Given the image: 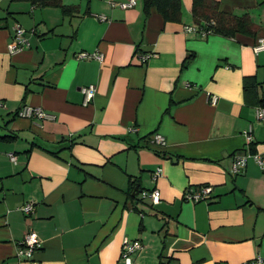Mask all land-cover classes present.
<instances>
[{
  "label": "crops",
  "instance_id": "1",
  "mask_svg": "<svg viewBox=\"0 0 264 264\" xmlns=\"http://www.w3.org/2000/svg\"><path fill=\"white\" fill-rule=\"evenodd\" d=\"M113 1L62 0L74 6L64 13L0 0V135H15L0 139V264H29L17 255L28 231L40 241L39 264H121L124 239L142 245L136 264L264 255V164L249 157L242 174L228 172L248 127L249 148L264 160V120L256 119L264 49H253L264 37V0H217L255 25L254 35L233 36L187 32L197 25L192 0H181V21L142 0L125 9L118 3L127 0ZM15 23L28 45L10 53ZM245 78L255 97H245ZM23 106L52 117L18 116ZM153 133L165 144L149 142ZM202 185L212 188L208 199H185ZM154 188L156 204L141 197Z\"/></svg>",
  "mask_w": 264,
  "mask_h": 264
},
{
  "label": "built area",
  "instance_id": "2",
  "mask_svg": "<svg viewBox=\"0 0 264 264\" xmlns=\"http://www.w3.org/2000/svg\"><path fill=\"white\" fill-rule=\"evenodd\" d=\"M110 4L114 5L116 4L113 0H110ZM136 4V0H127L124 2H119L118 6L125 9L131 6H134ZM99 19L104 20V16H99ZM185 30L187 32H193L196 34H199L200 36H207L210 34V32H206L200 28H197V26H186ZM26 30L18 23H15L13 26V35L11 38V41L8 44V51L10 53H13L19 49H21L23 46L28 45L27 39L25 37ZM254 51H259L264 49V37H257L255 40V43L253 45ZM153 54H147L144 55L143 60L149 58ZM78 57L86 58V57H94L97 59H101L102 55L98 53H92L88 54L86 52L78 53ZM82 92L85 95L86 101L90 100L95 92V87L93 85L83 87ZM210 101L212 103H215L216 97L211 96ZM4 107V104L0 101V109ZM17 115L21 117H27V118H50L52 117L50 114L46 113L39 107H31V106H23L17 111ZM256 119L257 120H264V104L259 105L256 109ZM244 137V144L245 149L244 152L238 155H234L231 159V163L228 167V172L233 175L237 176L244 172L247 164V160L249 157H253V159L262 166L264 164V160L258 153L251 152L249 145L252 142V135H251V128L248 127L245 129L242 133ZM149 142L151 143H157L164 145L165 140L164 137L159 133H153L148 138ZM10 159L13 160L14 156L12 153L8 154ZM160 174V169L156 168L153 172V177L156 178ZM211 186L208 185H202L198 187L196 190L188 191L184 197L187 200H191L193 202H198L202 200H206L209 198L210 192H211ZM142 198H149L153 204H156L160 200L159 191L154 188L149 191H143L141 193ZM22 212L24 214H28L32 210V204L26 203L21 208ZM40 241L37 238V235L34 231H28L25 233L22 241L20 242V246L17 251V255L20 257H24L26 260H28L29 264H39L37 260L34 259V253L40 248ZM142 248L141 243L138 240H128L124 239L121 245V251H120V261L121 264H136L132 258L133 253H135L136 250ZM242 264H264V255H257L256 257L243 262Z\"/></svg>",
  "mask_w": 264,
  "mask_h": 264
},
{
  "label": "trees",
  "instance_id": "3",
  "mask_svg": "<svg viewBox=\"0 0 264 264\" xmlns=\"http://www.w3.org/2000/svg\"><path fill=\"white\" fill-rule=\"evenodd\" d=\"M33 5L39 7H60L64 13H70L74 6L62 4V0H29ZM144 7L148 9L154 6L162 14L165 20L181 21L182 5L181 0H142ZM191 15L193 21L206 32L217 33L224 36H233L236 33H246L254 35L255 25L250 20L248 14L237 15L233 12L220 10L217 0H192ZM253 80L245 78L243 82L244 94L246 98L255 97ZM264 104V98L261 99ZM15 135H0L2 140H13Z\"/></svg>",
  "mask_w": 264,
  "mask_h": 264
},
{
  "label": "water",
  "instance_id": "4",
  "mask_svg": "<svg viewBox=\"0 0 264 264\" xmlns=\"http://www.w3.org/2000/svg\"><path fill=\"white\" fill-rule=\"evenodd\" d=\"M138 193H139V188H138V185H136V186L134 187V190H133V192H132V195H133V196H136V195H138Z\"/></svg>",
  "mask_w": 264,
  "mask_h": 264
},
{
  "label": "rangeland",
  "instance_id": "5",
  "mask_svg": "<svg viewBox=\"0 0 264 264\" xmlns=\"http://www.w3.org/2000/svg\"><path fill=\"white\" fill-rule=\"evenodd\" d=\"M1 120H2V119H0V123H1L0 125H2V121H1Z\"/></svg>",
  "mask_w": 264,
  "mask_h": 264
}]
</instances>
